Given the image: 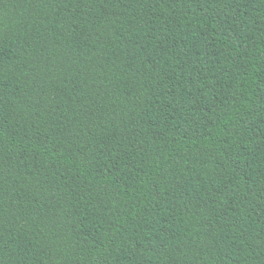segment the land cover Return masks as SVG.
Returning <instances> with one entry per match:
<instances>
[{
	"label": "trees",
	"instance_id": "1",
	"mask_svg": "<svg viewBox=\"0 0 264 264\" xmlns=\"http://www.w3.org/2000/svg\"><path fill=\"white\" fill-rule=\"evenodd\" d=\"M0 264H264V0H0Z\"/></svg>",
	"mask_w": 264,
	"mask_h": 264
}]
</instances>
